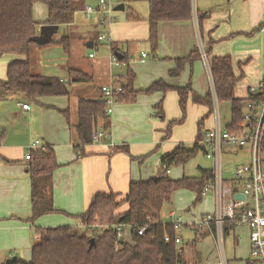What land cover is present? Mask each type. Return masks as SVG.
Listing matches in <instances>:
<instances>
[{"label": "crops", "instance_id": "0c3cea01", "mask_svg": "<svg viewBox=\"0 0 264 264\" xmlns=\"http://www.w3.org/2000/svg\"><path fill=\"white\" fill-rule=\"evenodd\" d=\"M72 1L75 9L71 19L56 24L58 28L50 42L32 46L27 57L33 74L57 78L66 93L41 96L35 101L15 91L0 96V264L8 259L29 261L31 248L38 241V228H83L79 215L95 193L113 191L123 199L131 182L154 177L164 154L181 144L193 147L197 123L203 117V133L213 128L212 111L206 117L207 107L189 99L185 110L188 121L172 126L169 137H165L168 123L181 119L179 97L175 90L144 92L153 82L189 85L191 92L203 97L212 82L209 59L220 56L232 60L236 98H246L249 86L264 81V0H200L201 5L199 0H190V18L160 21L154 41L150 40L146 0L119 1L113 6L111 19L103 23L100 14L87 17L83 11L85 5L95 8L97 0ZM118 4H123L124 9L115 10ZM48 15V6L42 0L33 3L32 18L37 23L39 39V28L48 24ZM131 16L138 19H130ZM99 34H105L110 42L99 40ZM191 52H196L194 59L185 63L179 75H171L175 60ZM142 53L146 55L143 62ZM111 55L121 59V64L112 63ZM25 58L12 53L1 55L0 80H6L12 61ZM129 73L134 76V99L114 102L107 118L95 119L91 136L99 130L105 135L97 143L84 145V153L81 152L76 130L80 101H103L101 86H124ZM160 102L163 118L155 110ZM23 103L30 109H22ZM211 103L213 110L212 96ZM219 109L222 119L220 106ZM185 130L188 134H182ZM34 140L41 146L50 145L54 151L58 166L45 194L60 212L45 213L31 221L30 162L25 153L27 144ZM186 142L192 143L191 147ZM119 146L122 149L114 150ZM167 205L171 208L170 203ZM124 209L126 204L120 206V210ZM194 217L196 214L190 211L185 219ZM236 228H232L233 232L227 230L225 236H235ZM207 233L213 238V232ZM123 241H131V236L125 234L120 242ZM247 241L249 250V235ZM178 246L185 248L182 240Z\"/></svg>", "mask_w": 264, "mask_h": 264}, {"label": "trees", "instance_id": "16d2710c", "mask_svg": "<svg viewBox=\"0 0 264 264\" xmlns=\"http://www.w3.org/2000/svg\"><path fill=\"white\" fill-rule=\"evenodd\" d=\"M35 1L37 0H0V56L12 53L26 57L12 61L8 65L6 80H0V96L15 91L29 101H35L41 96L66 93L65 86L57 78L35 75L30 70L27 58L30 49L36 44H41L37 36V23L32 18V5ZM42 1L48 6V24H63L71 19L75 9L72 0ZM146 1L149 4L151 41L155 40L157 24L160 21L186 20L191 16L190 0ZM199 18L201 19L202 16ZM130 19H138V17L131 16ZM195 56L196 52H191L189 55L177 58L175 68L170 74L179 75L185 63L192 61ZM209 66L218 101L228 103L230 106L231 121L228 127L231 130L242 119L244 100L251 98L260 103L264 92H257L253 97L248 95L244 99L235 97L237 79L233 74L232 60L229 56L211 57ZM133 81L134 76L129 73L124 86L122 85V91L114 97L115 102L124 100L129 102L134 99L136 93L133 92ZM170 90L177 92L183 116L189 99L207 107L206 117L211 114L210 90L202 97L191 92L189 85L179 87L157 80L143 91L166 93ZM105 109L104 100L80 101L76 130L81 142V152H83L82 147L92 141V122L99 117L107 118ZM155 110L159 117H164L162 102L156 105ZM203 118L197 123L193 147L190 149L181 144L164 154L161 157L158 173L148 180L131 182L123 199L119 198V193L113 191L95 193L90 198L85 211L79 215L85 225L84 232H77L70 225L38 228V241L31 248L30 260H13L12 264H188L184 257L185 248H180L174 241L176 237L174 226L171 222H163L161 213L164 206L171 203L174 192L181 188L195 192L192 204H197L203 196L205 183L212 179V171L201 168V173L197 177L183 176L172 179L167 172L170 167L184 165L202 150L200 143L204 139ZM181 122L183 117L168 123L165 137H169L174 124ZM119 149L122 147H116L114 150ZM29 162L32 197L29 220L33 221L45 213L58 211L45 194L58 163L50 145L33 151ZM123 204H126V209L120 210ZM96 222L107 227L99 234L93 235L91 225ZM145 223H149L145 233L137 235L132 232L131 242H120L117 238L115 225L141 226ZM228 229L231 228L226 227L225 232ZM165 236L169 239L165 240ZM91 239H93L92 243ZM246 264L255 263L248 260Z\"/></svg>", "mask_w": 264, "mask_h": 264}, {"label": "built area", "instance_id": "2783aa9c", "mask_svg": "<svg viewBox=\"0 0 264 264\" xmlns=\"http://www.w3.org/2000/svg\"><path fill=\"white\" fill-rule=\"evenodd\" d=\"M119 1L121 0H97L95 8L85 5L83 11L87 17L95 12L100 14V22L103 23L111 19L113 6ZM98 39L110 42L105 34H99ZM145 56V53H142L141 62L144 61ZM110 61L116 65L121 64V61L114 55H111ZM101 91L106 104L105 111L109 114L112 111V104L115 102L114 97L122 91V86L119 83L103 85ZM210 92L213 99L212 113L215 117V124L212 129L205 132L201 145L204 147L206 157L213 160L212 179L205 183L203 188V195L206 192L213 194V209L211 212L189 221L183 220L174 212H169L168 217L175 228V233L180 226H185L191 230L203 228L213 232L218 260L210 264H227L223 254V232L225 233V228L245 227L248 229L251 260L255 264H264V96L260 103L251 98L246 100L242 119L230 130L228 127L230 123L226 125L222 123L213 81L210 84ZM257 92H264V81L255 86H249L247 96L253 97ZM21 108L30 109V106L23 103ZM104 135L105 132L102 130L95 131L92 135V142H99ZM231 146L240 151H245L248 155V161L236 165L232 170L231 178H224L222 152L224 148ZM41 147L38 140L30 142L27 145L25 159L29 160L32 157V152ZM236 194L242 195L243 198H236ZM106 227L107 225L96 222L91 225V233L97 235ZM148 227L149 223L141 226L115 225L119 240L125 236L126 230L130 233L143 235ZM164 239L168 240L169 238L165 236ZM174 241L176 244H180L181 236L176 234Z\"/></svg>", "mask_w": 264, "mask_h": 264}, {"label": "rangeland", "instance_id": "374dc122", "mask_svg": "<svg viewBox=\"0 0 264 264\" xmlns=\"http://www.w3.org/2000/svg\"><path fill=\"white\" fill-rule=\"evenodd\" d=\"M142 2L143 3L141 4L145 3L144 1ZM114 13L120 12L115 11ZM219 106L221 108L223 125H225L231 119L230 106L228 103H220ZM182 117L183 122L181 124L176 123L173 126H182L186 122V120L188 121L189 116L187 114V111L184 116L180 113V118ZM185 133L188 134V130L182 131V134ZM193 137H195V134ZM186 144L189 145L188 147H191L192 143L189 144L188 142H186ZM247 161L248 155L245 151H240L234 146L224 148L222 152V171L224 178H231L233 168L236 165ZM157 168L155 170V173H157V171L160 169V166L158 165ZM200 168H213V160L211 158H207L202 151H199L196 156H194L184 165L170 167L171 174L169 173V175L171 178L174 179L180 178L183 175L196 177L199 176L201 173ZM176 175L178 176L175 177ZM194 194L195 192L184 188L178 189L176 192H174L170 203L171 208H173V211H169V209H171L169 205L164 206L161 213V219L170 222V219L167 218L166 215L168 211L174 212L177 216H181L183 220H186L185 218L188 217L190 211L196 214V217L194 218H199L203 212H211L213 209L212 204H214L212 193L206 192L202 196L201 201L193 205L192 203L194 199ZM62 214L66 218L71 219V216H69L65 212H63ZM72 220L75 219L73 218ZM84 228L85 225H83V228L76 227L74 228V230H77V232L82 233L85 230ZM231 231L233 232V229H231ZM126 234L128 236H131L130 231H126ZM177 234L181 235V240L185 247V259L188 261V264H209L214 263L218 260V257L216 255L217 248H215L216 244L214 246L212 240L215 235L213 236V238H211V235L207 233V229L202 228L197 230H191L185 226H180L177 230ZM234 234L235 236H233V234L225 236V233L223 232V247L227 264H246L248 260L252 261L248 250V231L245 228L237 227L236 233L234 231ZM191 242H194L193 245L190 244Z\"/></svg>", "mask_w": 264, "mask_h": 264}, {"label": "water", "instance_id": "95a60500", "mask_svg": "<svg viewBox=\"0 0 264 264\" xmlns=\"http://www.w3.org/2000/svg\"><path fill=\"white\" fill-rule=\"evenodd\" d=\"M115 10H123L124 9V5L123 4H118L114 7ZM58 26L57 25H51V24H44L42 26H40L39 28V34L41 35V39H39L40 43L43 44L47 41L50 40L51 36L55 33V31L57 30ZM204 148V147H203ZM236 198H243L242 195L240 194H236L235 195ZM123 238H120V241H122ZM90 242H93V239L90 240ZM12 259H8L5 264H12Z\"/></svg>", "mask_w": 264, "mask_h": 264}]
</instances>
